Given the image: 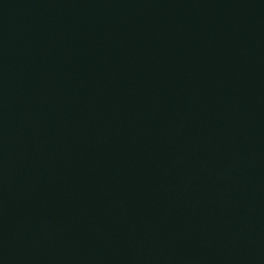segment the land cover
I'll use <instances>...</instances> for the list:
<instances>
[{
  "label": "water",
  "instance_id": "1",
  "mask_svg": "<svg viewBox=\"0 0 264 264\" xmlns=\"http://www.w3.org/2000/svg\"><path fill=\"white\" fill-rule=\"evenodd\" d=\"M0 264H264V0H0Z\"/></svg>",
  "mask_w": 264,
  "mask_h": 264
}]
</instances>
